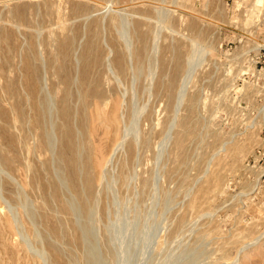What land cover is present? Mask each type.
Returning <instances> with one entry per match:
<instances>
[{
  "label": "rangeland",
  "instance_id": "rangeland-1",
  "mask_svg": "<svg viewBox=\"0 0 264 264\" xmlns=\"http://www.w3.org/2000/svg\"><path fill=\"white\" fill-rule=\"evenodd\" d=\"M24 2L33 7L25 10L26 21L9 20L8 10ZM0 40V219L13 223L11 232L2 230L0 264H54V258L57 264H95L88 251L105 253L104 245L112 255L106 264H227L235 253L224 248L226 237L241 227L254 230L256 223V236L264 238V0H0ZM87 44V59L102 52L96 65L87 64L90 69L82 55ZM117 47L130 53L122 73L113 62ZM134 49L142 51L141 61L134 59ZM177 62L182 68L173 76ZM29 71L39 75V93L46 99L43 128L30 122ZM86 89L88 111L99 97L104 109L112 99L121 103L117 145L105 141L99 129L87 141L80 110ZM67 105L81 147L77 154L85 150L84 137L107 158L94 183L95 197L84 194L91 206L86 211L58 161L59 108ZM29 163L44 170L38 179ZM215 172L224 178L223 187L211 184ZM207 184L202 194L199 188ZM42 207L57 237L45 229ZM47 243L60 255H50ZM11 253L19 257L14 263L7 258Z\"/></svg>",
  "mask_w": 264,
  "mask_h": 264
},
{
  "label": "bare ground",
  "instance_id": "bare-ground-1",
  "mask_svg": "<svg viewBox=\"0 0 264 264\" xmlns=\"http://www.w3.org/2000/svg\"><path fill=\"white\" fill-rule=\"evenodd\" d=\"M16 3V2H15ZM15 3H13V4H15ZM18 4V3H17ZM15 6V5H14ZM78 6V5H77ZM83 7V6H82ZM82 7H81V9H82ZM20 8V9H19ZM27 8H33L29 3H27V2H24L23 3V5H20V6H16L15 7V9L14 10H8V18H9V20H11L12 22H20V20L21 21H26V19L27 18H25V10L27 9ZM80 8V7H79ZM78 11V10H77ZM6 13V12H5ZM42 13H44V12H42ZM3 14H4V11H3ZM115 14V13H114ZM113 14V15H114ZM115 16H116V14H115ZM116 17H118V15L116 16ZM110 20V24L111 25H115L116 24V22H117V19L116 18H111V19H109ZM130 20V19H129ZM133 20V19H132ZM93 21L95 22V24H97V25H101V23H102V21H100V19L99 20H97V19H93ZM134 23V22H133ZM90 24V23H89ZM93 25V24H92ZM134 25H137V26H139V21L138 22H136V23H134ZM5 27V26H4ZM92 27V26H91ZM6 28V27H5ZM135 28V27H134ZM2 29V28H1ZM4 29V28H3ZM90 29V28H89ZM92 29V28H91ZM133 29V28H132ZM88 30V29H87ZM136 30V29H135ZM92 31H94V30H92ZM92 31H90L89 33H91ZM7 32V31H6ZM6 32H4L3 34H2V36H3V41L5 40V41H7V38H8V34H6ZM87 33V32H86ZM88 33V34H89ZM133 33H134V31H133ZM137 33V32H136ZM91 35V34H90ZM89 35V36H90ZM89 36H87V37H89ZM134 36V35H133ZM137 36V35H136ZM91 38V37H90ZM136 38V37H135ZM141 39V36H138V38L137 39ZM94 39H96V38H93V40ZM87 40V43H88V39H86ZM1 41V40H0ZM5 41H4V43H5ZM32 41V40H31ZM143 41H144V43L146 44V42H145V39H143ZM30 42V41H29ZM96 42V41H95ZM34 43V42H33ZM63 43V42H62ZM72 43V42H71ZM90 43V42H89ZM28 44V43H27ZM67 44H69V42H67ZM86 44V43H85ZM97 44V43H96ZM4 46H6V45H4ZM90 46V47H89ZM93 46H94V44H93ZM92 46V47H93ZM96 46V45H95ZM145 46V45H144ZM144 46H142L141 48H142V50L144 51V49H147V48H144ZM28 47V46H27ZM26 47V48H27ZM62 47V46H61ZM34 48V47H33ZM88 48H90L91 49V44H87V45H85V49L83 50V53L84 54H82L83 55V60H84V62H83V60H82V62L86 65V67H87V64H92V65H96L97 64V62H99V59H100V56H101V53L102 52H100V51H96V49H95V54L94 53H92L94 56L90 59H87L86 58V52H87V50H88ZM118 48V47H117ZM137 48H139V47H137ZM28 49V48H27ZM30 49V48H29ZM28 49V50H29ZM67 49H68V47H67ZM81 49H83L82 48V46H81ZM98 49V48H97ZM130 49V48H129ZM5 50H7V49H5ZM63 50V49H62ZM61 50V51H62ZM90 51V50H89ZM117 56L115 57V59H114V63H115V65H116V67H117V69H118V71L119 72H123V66H122V62H123V60H125V55H127L128 53H127V51H126V53L127 54H125V50H123V49H120V48H118L117 50ZM130 51V50H129ZM25 52H27V51H25ZM32 52V51H31ZM64 52V51H63ZM68 52V51H67ZM82 52V51H81ZM131 52V51H130ZM140 52H142V51H140ZM140 52L139 51H137L136 49H134V52H132L133 54H134V59L135 60H142L141 58H140ZM147 52V50L145 51V53ZM66 53V52H65ZM7 54V53H6ZM30 54V53H29ZM32 54V53H31ZM34 54H35V52H34ZM89 54V53H88ZM92 54H91V56H92ZM26 55V54H25ZM128 55H130V53L128 54ZM27 56V55H26ZM89 56V55H88ZM87 56V57H88ZM143 56V55H142ZM28 57V56H27ZM90 57V56H89ZM130 57V56H129ZM26 58V57H25ZM33 58L35 59V57H34V55H33ZM82 58V57H81ZM143 58H145V56L143 57ZM174 58V57H173ZM24 59V58H23ZM37 59V58H36ZM25 60V59H24ZM29 60H30V58H29ZM174 60V59H173ZM31 61V60H30ZM29 61V62H30ZM35 61V60H34ZM51 61V60H50ZM53 61V60H52ZM144 61V60H143ZM27 62V61H26ZM25 62V63H26ZM58 62V61H57ZM61 61H59V63H60ZM65 62V61H64ZM159 62V61H158ZM51 63V62H50ZM49 63V64H50ZM27 64V63H26ZM52 64V63H51ZM63 64H65V63H63ZM54 65V64H53ZM52 65V66H53ZM60 65V64H59ZM58 65V66H59ZM176 66L174 67L175 68V73H174V75L173 76H175V75H177L178 73H179V71L181 70V68H182V64L180 65V63H176L175 64ZM33 66V65H32ZM51 66V67H52ZM31 67V66H30ZM55 67V66H54ZM61 67V66H60ZM68 67V66H67ZM66 67V68H67ZM83 67H85V66H83ZM89 67V66H88ZM87 67V68H88ZM26 68L29 70V66L28 65H26ZM36 68H37V66H36ZM66 68H64V69H66ZM87 68H85V69H87ZM91 67H89V69H90ZM137 67H135V69H136ZM163 68V67H162ZM38 69V68H37ZM94 69V68H93ZM140 70H142V67H141V69ZM173 70V69H172ZM31 71V70H30ZM29 71V72H30ZM39 71H40V69H39ZM30 73H32V72H30ZM30 73H29V75H30ZM37 73V72H36ZM40 73V72H39ZM81 73V72H80ZM87 72H86V70H83V73H81L83 76H82V78H81V80L82 81H86V79H87V74H86ZM33 74V73H32ZM81 74H80V77H81ZM138 74V73H137ZM172 74H173V72H172ZM66 75V74H65ZM87 75V76H86ZM39 76V75H38ZM38 76H37V74L34 76V74H33V76H28V77H30V80H29V88L31 89V94H32V117H31V119H30V122L31 123H34L35 125L37 124V125H42V126H45L46 125V121H47V119H46V116H47V111H46V99H45V97L43 98V95H41L40 93H39V89H38V85H40L39 84V80H38ZM23 77V76H22ZM25 77V76H24ZM27 77V76H26ZM66 77H68V76H66ZM177 77V76H176ZM176 77H175V79H176ZM174 78V77H173ZM80 79V78H79ZM80 80V81H81ZM87 80H89V79H87ZM173 80V79H172ZM78 81V80H77ZM80 81H78V82H80ZM89 82V81H88ZM162 82H163V80H162ZM168 82H169V80H168ZM171 82V81H170ZM173 82V81H172ZM25 83H26V81H25ZM24 83V84H25ZM81 84H79L78 86H80V85H82V82H80ZM174 83V82H173ZM84 84V83H83ZM82 86H84V85H82ZM161 86V85H160ZM159 86V87H160ZM81 87V86H80ZM158 87V86H157ZM42 90V89H41ZM69 90V89H68ZM79 90V89H78ZM82 90V89H81ZM87 90V89H86ZM30 92V91H29ZM47 92V91H46ZM80 92V91H79ZM93 92V91H92ZM52 93V92H51ZM50 93V94H51ZM71 93H72V91H71ZM71 93H69V95L71 94ZM74 93V92H73ZM78 93V92H77ZM83 94H82V102H80L81 103V105H80V110L82 111V115H83V119L81 120V124H83L82 125V127L81 128H83V129H86V131H85V133H86V137L88 138L87 139V141L88 140H90L91 138H92V135L94 134L95 135V133L97 132V130L99 129L100 130V132H101V137L105 140V141H107V140H110V142H112V145H117V143L119 142L118 140H120V134H119V132H120V120H119V113H120V109H123V108H121L122 106H121V103L119 102V100L116 98V99H112L111 100V102H110V107L107 109V111H106V109H104L105 107H103L102 106V100L100 99V97H99V99H98V101H96L93 105H92V107H93V110L91 111H88L87 109H88V106H87V102H86V96L89 94V91L87 90V92L85 91V92H82ZM30 94V93H29ZM48 94V93H47ZM49 94V95H50ZM66 94V93H65ZM48 95V96H49ZM79 95V94H78ZM47 96V97H48ZM28 97H29V95H28ZM65 97H67V95L65 96ZM81 97V96H80ZM96 97V96H95ZM98 97V96H97ZM31 98L30 99H28V100H31ZM27 99V98H26ZM48 99H49V97H48ZM51 100V99H50ZM50 100H49V102H50ZM95 100V99H94ZM100 101V102H99ZM121 101V100H120ZM20 102V101H19ZM18 102V103H19ZM28 102V101H27ZM30 102V101H29ZM28 102V103H29ZM62 102V101H61ZM91 102H93V101H91ZM48 103V102H47ZM52 103V102H51ZM59 103V102H58ZM55 104V103H54ZM50 105V104H49ZM20 107H22V106H20ZM77 107H78V105H77ZM23 108V107H22ZM48 108V107H47ZM55 108V107H54ZM58 108V107H57ZM56 108V109H57ZM1 109V108H0ZM89 109H90V107H89ZM92 109V108H91ZM16 110V109H15ZM51 110V109H50ZM49 110V111H50ZM59 110H60V116H61V118H62V122L60 123V124H58L57 125V128L59 129V132H60V136H61V142H60V144L61 145H59L60 147V150H59V148H58V150H59V153L57 154L58 156H59V166L61 167V169L65 172V174H64V178H66V181L73 187V189H74V191L73 192H76V195H78V197H79V199H81V205H80V209H81V206H82V208H83V211L85 210H87V207L88 206H90V205H87V202L88 201H86V197L84 198V196H86V195H91V196H94V192H93V189H94V183L96 182V180H97V176H99V172L101 171V168L103 167V165H105V163H107L106 161H107V158L105 159V157H103L102 156V154H101V152H99L101 149H98V147H95L94 145H93V147H95V148H92L91 147V145L90 146H87L88 145V142H87V144L85 143V140H84V137H83V145H84V148H85V150H84V152H83V154L81 155V153H80V155L79 154H77L78 152V147H80V145H79V143L78 142H76L75 140H74V137H75V129L73 128V125L70 123V118H71V116H72V114H73V108H72V106H70V105H67V106H65V107H63V109L61 110L60 108H59ZM75 110H76V108H75ZM48 111V112H49ZM77 111H78V109H77ZM81 111L79 112V113H81ZM22 109H19L18 111H17V114L18 115H20V116H22ZM54 112V111H53ZM57 112V111H56ZM59 112V111H58ZM122 112V111H121ZM58 114V113H57ZM52 115V114H51ZM78 115V114H77ZM53 116H54V114H53ZM122 116V115H121ZM48 117V116H47ZM50 117V116H49ZM75 117H76V115H75ZM52 118V117H51ZM60 118V117H59ZM58 118V119H59ZM122 118V117H121ZM53 119V118H52ZM77 119H78V117H77ZM1 121V120H0ZM3 121H5V120H3ZM122 121H123V119H122ZM50 122V121H49ZM57 122V121H56ZM181 122V121H180ZM1 123H2V121H1ZM4 123H6V122H4ZM76 123V122H75ZM50 124H52V123H50ZM79 124V123H78ZM124 124V123H123ZM180 124H182V123H180ZM5 125V124H4ZM32 125V124H31ZM30 125V126H31ZM56 125V124H55ZM7 126V125H6ZM41 126V128H43ZM2 127H3V125H2ZM51 127V126H50ZM78 127V126H77ZM144 127V126H143ZM1 128V127H0ZM4 128V127H3ZM54 128H56L55 126H54ZM46 129V128H45ZM143 129V128H142ZM4 130V129H3ZM79 130V129H78ZM45 131V130H44ZM43 131V132H44ZM79 131H81V130H79ZM43 132H42V134H43ZM57 132V131H56ZM4 133V132H3ZM85 133H82V134H85ZM121 133V132H120ZM5 134V133H4ZM57 134V133H56ZM79 135V134H78ZM93 135V136H94ZM42 136V135H41ZM142 136V135H141ZM4 137V136H3ZM44 137V136H43ZM48 137V136H47ZM46 137V138H47ZM97 137V136H96ZM56 138H58V136L56 137ZM79 139V138H78ZM97 139V138H96ZM143 139V138H142ZM180 140V139H179ZM215 140V139H214ZM47 141H50L49 139L47 140ZM57 141H58V139H57ZM79 141H81V140H79ZM97 141H98V139H97ZM118 141V142H117ZM131 141V140H130ZM145 141V140H144ZM218 141V140H217ZM54 142V141H53ZM92 142H93V140H92ZM135 142V141H134ZM137 142V141H136ZM47 143V142H46ZM51 143V142H50ZM49 143V144H50ZM97 143V142H96ZM105 143H107V142H105ZM114 143V144H113ZM48 144V143H47ZM86 144V145H85ZM98 144H99V141H98ZM103 145V144H102ZM48 146H50V145H48ZM104 146V145H103ZM106 146V145H105ZM83 147V146H82ZM117 146H115V148H116ZM127 147H128V159H130V158H132V154H131V143H129L128 145H127ZM133 147V146H132ZM81 148V147H80ZM99 148H100V145H99ZM102 148V147H101ZM107 148V147H106ZM112 148V147H111ZM114 148V149H115ZM242 148V147H241ZM240 148V149H241ZM94 149H96V150H94ZM109 149H110V147H109ZM4 150V149H3ZM83 150V149H82ZM106 150V149H105ZM239 150V149H238ZM80 151V150H79ZM109 151H112V150H109ZM135 151V150H134ZM133 151V152H134ZM1 149H0V157L2 158V155H1ZM99 152V153H98ZM56 153V152H55ZM97 153H98V156H97ZM244 153V152H243ZM3 154V153H2ZM105 154V153H104ZM240 154H242V153H240ZM108 155H110V154H108ZM57 156V157H58ZM105 156H107V155H105ZM6 157V156H5ZM238 157V156H237ZM240 157V156H239ZM127 160V159H126ZM43 161V160H42ZM44 161H45V163H46V159H44ZM43 161V162H44ZM8 162V161H7ZM30 162H31V160H30ZM52 162V161H51ZM128 162V161H127ZM127 162L124 160V161H122V163H121V165L124 167V168H126V167H128L127 166ZM48 163V162H47ZM50 163V162H49ZM1 164V163H0ZM38 164V163H37ZM54 164H55V160H54ZM52 165V164H51ZM1 166V165H0ZM28 166V169H31V171L33 172V174H34V178H37L38 179V177H39V175H40V173L42 172V170L43 169H41L40 167H36V166H33V164H31L30 165V163L27 165ZM46 166V165H45ZM49 166V165H48ZM47 166V167H48ZM8 167V166H7ZM41 167H43V166H41ZM45 168V167H44ZM53 168V167H52ZM47 169V168H46ZM49 169V168H48ZM47 169V170H48ZM59 169V168H58ZM102 169H104V168H102ZM62 170L61 171H59V172H62ZM78 170H80V171H78ZM53 171V170H52ZM56 171V170H55ZM215 171V170H214ZM43 172H44V170H43ZM57 172V171H56ZM102 172V171H101ZM124 172V171H123ZM122 172V174H124ZM50 173V172H49ZM63 173V172H62ZM61 173V174H62ZM214 172H212L211 174H213ZM223 174V173H222ZM47 175V174H46ZM59 175H60V173H59ZM218 175H221L220 174V172L218 173ZM216 176V172H215V175L212 177V176H210L211 178H212V183L211 184H214V186L216 185V187H218V186H220L221 185V181H223V177H222V175L221 176ZM52 176V175H51ZM125 175H123L122 176V180H124L125 179V177H124ZM222 179H221V178ZM1 178H2V176H1ZM44 178H46V177H44ZM99 178V177H98ZM4 179V178H3ZM7 179V178H6ZM55 179H57V178H55ZM207 179H209V178H207ZM5 180V179H4ZM4 180H2V181H4ZM8 180V179H7ZM45 180V179H44ZM54 180V179H53ZM122 180H120V181H122ZM1 181V182H2ZM35 181L37 182L38 181V185H39V180H36L35 179ZM65 181V182H66ZM80 181H82L81 183H79ZM208 181V180H207ZM5 182H6V180H5ZM35 182V183H36ZM48 182V181H47ZM54 182H56V181H54ZM54 182H52V180H51V184H49V186L51 187V189H52V192H54L55 193V191H54V188L56 187V185H55V183ZM257 182V181H256ZM255 182V183H256ZM44 183V182H43ZM47 184V183H46ZM59 184V183H58ZM57 184V185H58ZM122 184H123V182H122ZM209 184V183H208ZM208 184H207V186H208ZM8 185V184H7ZM36 185V184H35ZM37 185V186H38ZM43 185V184H42ZM68 185V184H67ZM223 185V184H222ZM221 185V186H222ZM246 185V184H245ZM44 186V185H43ZM61 186V185H60ZM207 186H202L201 185V187L199 188L200 189V192L202 193V194H204L205 192H208V190L210 189V185L207 187ZM44 187H47L46 185L44 186ZM69 187V186H68ZM223 187V186H222ZM40 188V187H39ZM58 188V187H57ZM60 188V187H59ZM58 188V189H59ZM70 188V187H69ZM71 189V188H70ZM72 189V190H73ZM218 189H221V188H218ZM47 190V189H46ZM60 190V189H59ZM213 190H216V189H213ZM51 191V190H50ZM211 191V190H210ZM220 191V190H219ZM49 192V191H48ZM199 192V191H198ZM96 193V192H95ZM62 194V193H61ZM74 194V193H73ZM84 194H86V195H84ZM50 195V194H49ZM96 195V194H95ZM201 195V194H200ZM46 196V195H45ZM202 196V195H201ZM50 197V196H49ZM48 197V198H49ZM54 197V196H53ZM95 197V196H94ZM97 197V196H96ZM57 198V197H56ZM51 199H52V197H51ZM54 199V198H53ZM52 199V200H53ZM91 200V199H90ZM48 201H49V199H48ZM77 202V201H76ZM80 202V201H79ZM92 202V201H91ZM90 202V203H91ZM20 203V202H19ZM49 203H51V202H49ZM44 204H47L46 202H44ZM56 204H57V202H56ZM58 204H60V203H58ZM64 204V203H63ZM80 204V203H79ZM62 205V204H61ZM76 205V204H75ZM78 206V205H77ZM76 206V207H77ZM22 207V206H21ZM61 207V206H60ZM64 206H62V208H63ZM65 207H66V205H65ZM65 207H64V211H66V209H65ZM71 207V206H70ZM91 207V206H90ZM67 208V207H66ZM42 209H43V207L41 208V210H40V216L39 217H43L44 218V213H42ZM91 209V208H90ZM63 210V209H62ZM82 210V209H81ZM45 211V210H44ZM83 211H81V212H83ZM88 213V212H87ZM243 213H244V211H243ZM83 214V213H82ZM84 215V214H83ZM86 215H88V214H86ZM29 216H31V215H29ZM9 217V216H8ZM47 217V216H46ZM61 217V216H60ZM43 218H42V220H43ZM56 218V217H55ZM57 219H59L58 217H57ZM60 219H62V218H60ZM12 220V219H11ZM10 219H8L6 216L5 217H3V218H1L0 219V227L2 226V228L3 229H1L0 228V239H1V241H3V243H4V236H3V232H2V230H7V229H9V232H11L10 230L11 229H13L12 228V224H11V221ZM257 220H261V219H257ZM257 220H256V222H257ZM23 221H24V218H23ZM53 221V220H52ZM57 221V220H56ZM241 221V220H240ZM254 221V220H253ZM31 222V221H30ZM43 224L45 225V229H48V230H51L52 231V233L54 234V237H57L58 235H57V233H56V230H57V226H56V224H54L55 222H45V220H43ZM58 222V221H57ZM56 222V223H57ZM15 223V222H14ZM24 223V222H23ZM22 223V224H23ZM26 223V222H25ZM243 223V222H242ZM31 224V223H30ZM211 224V223H210ZM239 224V223H238ZM241 224V223H240ZM255 225V228H254V230L253 229H251V228H247V230H245V228L243 229L242 227L240 228V230H237V228H236V233L237 234H235L234 236H231L230 238L229 237H226V238H229L227 241H226V238L224 239L225 240V242H224V244H223V246H225L224 248H231V250H234V253H235V255L233 256V258H232V260L230 261V263H227V264H253L255 261H262V263L261 264H263V261H264V238H261V236H256V230H257V228H256V223H254ZM27 225V224H26ZM211 225H213V224H211ZM217 225V224H216ZM222 225V224H221ZM253 225V224H252ZM76 226H78V225H76ZM82 226H85V227H87L86 225H82ZM239 226V225H238ZM237 226V227H238ZM241 226V225H240ZM244 226V225H243ZM250 226V225H249ZM27 227V226H26ZM28 227H29V225H28ZM31 227V226H30ZM74 227V226H73ZM72 227V228H73ZM252 227V226H251ZM60 228V227H59ZM71 228V227H70ZM71 228V229H72ZM25 229V228H24ZM28 229V231H30L29 230V228H27ZM31 229V228H30ZM33 229V228H32ZM74 229V228H73ZM78 229V228H77ZM82 229H84V227L82 228ZM217 229V228H216ZM218 229H219V227H218ZM259 229V228H258ZM34 230V229H33ZM32 230V231H33ZM80 230V229H79ZM245 230V231H244ZM263 230V229H262ZM8 231V230H7ZM46 231V230H45ZM85 231L87 232V231H89V230H87L86 228H85ZM239 231V232H238ZM260 231V230H259ZM14 232V231H13ZM46 232H48V231H46ZM58 232V231H57ZM78 232V231H77ZM219 232H220V229H219ZM218 232V233H219ZM222 232H223V230H222ZM232 232H234V231H232ZM231 232V233H232ZM29 234H31L32 232H28ZM50 233V232H49ZM63 233V232H62ZM71 233V232H70ZM227 233V232H226ZM4 234H5V231H4ZM60 234V233H59ZM74 234V233H73ZM80 234H82V233H80ZM87 234V233H86ZM162 234H164V233H161V234H159V235H162ZM225 234V233H224ZM44 235H46V234H44ZM76 235V234H75ZM74 235V236H75ZM91 235V234H90ZM226 235V234H225ZM230 235V234H229ZM232 235H233V233H232ZM51 236V235H50ZM72 236V235H71ZM77 236V235H76ZM38 237V236H37ZM61 237H62V234H61ZM42 238L43 239H45L43 236H42ZM50 238V237H49ZM48 238V239H49ZM58 238H60V237H58ZM62 238H64V237H62ZM81 238V237H80ZM55 239V238H54ZM84 238H82V240H83ZM90 239V238H89ZM92 239V238H91ZM163 239V238H162ZM62 240V239H61ZM156 240V239H155ZM220 240V239H219ZM58 240L56 239V242H57ZM64 241H65V239H64ZM70 241V240H69ZM92 241V240H91ZM94 241V240H93ZM92 241V242H93ZM54 242V241H53ZM100 242H101V239H100ZM99 242V243H100ZM223 242V241H222ZM221 242V243H222ZM2 243V242H1ZM44 243H45V241H44ZM61 243V242H60ZM64 243V242H63ZM70 243V242H69ZM79 243V242H78ZM83 243L84 242H82V245H83ZM87 243V242H86ZM104 243V242H103ZM159 243V242H158ZM5 244V243H4ZM56 244H59V243H56ZM65 244V243H64ZM101 244V243H100ZM100 244H99V247H100ZM45 245V244H44ZM67 245V244H66ZM66 245H64V247L66 246ZM75 245H76V243H75ZM86 245V244H85ZM95 245V244H94ZM222 245V244H221ZM220 245V246H221ZM5 246V245H4ZM57 246V245H56ZM80 246V245H79ZM211 246V245H210ZM2 247V246H1ZM62 247V246H61ZM68 247V246H67ZM71 247V246H70ZM67 248L68 250H71V248ZM4 248V250H5V247H3ZM63 248V247H62ZM87 248V247H86ZM104 248H105V253H103V252H99L98 251V253H97V251H95V248L94 247H91L90 248V250L88 251L89 252V254L87 255V256H89V258L90 259H93L94 261H96L97 263H99V264H106V262H110V260L112 259L111 258V256L112 255H110V253H111V251H110V253H109V250H110V248L108 249L105 245H104ZM108 250H107V249ZM226 248V249H227ZM100 249V248H99ZM3 250V251H4ZM68 250L66 251L67 253H68ZM75 250V249H74ZM79 249L77 248V252H79L78 251ZM231 250H230V252H231ZM47 251L50 253V255L51 254H53V253H57V254H59V251L57 250V248L53 245V243H47ZM46 251V252H47ZM84 251H87V250H84ZM228 251V250H227ZM25 253H26V251H24ZM80 252H82V250L80 251ZM229 252V251H228ZM62 253V252H61ZM114 253V252H113ZM112 253V254H113ZM4 254H5V252H4ZM27 254V253H26ZM26 254H25V256H26ZM46 254V253H45ZM65 254V253H64ZM70 254H73V252L71 253V251L69 252V255ZM77 254V253H76ZM2 255H3V253H2ZM49 254H48V258L50 257H52V256H50ZM60 255V254H59ZM79 255H83V254H79ZM25 256H24V259H25ZM46 256V255H45ZM65 256H66V254H65ZM75 256V255H74ZM1 257V256H0ZM30 257V256H29ZM67 257V256H66ZM113 257H114V255H113ZM7 258H8V261H9V263L10 262H15V260L16 259H19V257H17L16 255H14L13 253H11V255H8L7 256ZM65 258V257H64ZM22 259H23V256H22ZM46 259V258H45ZM55 259V258H54ZM53 259V261L56 263V260H54ZM79 260V263L81 262V260H83V257H81V258H78ZM115 259V258H114ZM113 259V260H114ZM118 259V258H117ZM5 260V259H4ZM26 260V259H25ZM30 260V259H29ZM28 260V261H29ZM66 260V259H65ZM68 260V259H67ZM70 260V259H69ZM76 260H77V258H76ZM85 260V259H84ZM119 260V259H118ZM1 261H3V260H0V262ZM23 261V260H22ZM22 261H20V262H22ZM74 261V260H73ZM24 262V261H23ZM43 263L45 262L46 263V261L44 260V261H42ZM50 262V261H49ZM87 262H89V260L87 261ZM91 262H93V261H91ZM96 262H95V264H96ZM44 263V264H45ZM54 263V264H55ZM72 263V262H71ZM76 263V262H75ZM82 263V262H81ZM80 263V264H81ZM256 263V262H255ZM4 264V263H3ZM20 264H22V263H20ZM27 264V263H26ZM57 264V263H56ZM63 264H69V261L68 262H64ZM90 264V263H89ZM259 264V263H258Z\"/></svg>",
  "mask_w": 264,
  "mask_h": 264
}]
</instances>
